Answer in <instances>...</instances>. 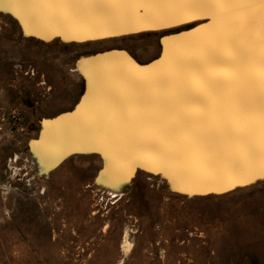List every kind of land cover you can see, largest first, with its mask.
I'll use <instances>...</instances> for the list:
<instances>
[{
    "label": "water",
    "instance_id": "95a60500",
    "mask_svg": "<svg viewBox=\"0 0 264 264\" xmlns=\"http://www.w3.org/2000/svg\"><path fill=\"white\" fill-rule=\"evenodd\" d=\"M186 7L110 0L0 2V14L10 17L24 38L41 43L84 45L160 35L158 54L148 62H139L122 49L77 60L76 70L83 80L78 102L71 110L42 120L37 137L28 144L35 163L43 161L37 169L41 176L73 157H92L101 162L97 185L115 194L139 175L157 179L182 199L221 197L264 182L259 131L260 5L246 6L249 13L243 29L217 7H200L180 22L166 21V12ZM222 49L251 59L255 73L251 139L248 102L242 91L225 94L210 85L203 93L192 92V84L217 63ZM90 78L99 86L94 99L100 96L91 113L84 109L92 94ZM225 106L238 110L227 128L220 121ZM59 125L69 134L74 129L75 137L67 139L56 157L37 155L41 141H49L44 130Z\"/></svg>",
    "mask_w": 264,
    "mask_h": 264
},
{
    "label": "rangeland",
    "instance_id": "374dc122",
    "mask_svg": "<svg viewBox=\"0 0 264 264\" xmlns=\"http://www.w3.org/2000/svg\"><path fill=\"white\" fill-rule=\"evenodd\" d=\"M159 39L41 43L0 14V264H264V182L182 199L141 175L120 193L101 188L92 157H73L47 176L37 170L28 144L42 120L78 102L77 60L122 49L148 62Z\"/></svg>",
    "mask_w": 264,
    "mask_h": 264
},
{
    "label": "snow or ice",
    "instance_id": "6c2138e0",
    "mask_svg": "<svg viewBox=\"0 0 264 264\" xmlns=\"http://www.w3.org/2000/svg\"><path fill=\"white\" fill-rule=\"evenodd\" d=\"M2 2V0H0ZM38 2L50 3H94L105 2V0H38ZM124 4H175L189 7L174 9L166 12V21L180 22L185 15L191 14L200 7L223 8L243 29L246 27L245 16L249 13L246 6L260 5V78H259V131L261 146L264 148V0H110ZM210 85L218 92L229 93L233 90L243 92L247 97V126L249 139L255 133L254 115L252 110V96L255 89V73L252 68L250 57H245L242 52L232 49H222L217 63L209 66L198 82L192 84V92L203 93ZM236 109L225 106L220 113V121L225 128L234 122Z\"/></svg>",
    "mask_w": 264,
    "mask_h": 264
},
{
    "label": "bare ground",
    "instance_id": "6f19581e",
    "mask_svg": "<svg viewBox=\"0 0 264 264\" xmlns=\"http://www.w3.org/2000/svg\"><path fill=\"white\" fill-rule=\"evenodd\" d=\"M88 67L91 71H93V66H88ZM84 70L86 72L89 71V70H86V67L84 68ZM90 81H91L90 84H91L92 94L87 99V101L85 102L84 109L86 111H90V113H91V112H93V107H95L96 101H98L97 99L100 98V96L96 100L94 99L93 94L95 92L98 93V87L99 86L96 82H94L93 78H90ZM90 84H89V87H90ZM101 101H104V106H107V101L105 99L101 100ZM101 101H99V102H101ZM104 106L102 105L101 108H103ZM73 130H71V133L69 134V132L68 133L65 132V129L61 125L53 128V129H49V130L46 129L44 132V136H45V140H49V141L47 143H45L44 141H41L42 143H41L40 147H38V149H37L38 155H41V153L44 152L46 154L53 155V157H56L57 153H60L59 151H61L63 149V145L66 143L67 139L69 141V139H73L75 137L76 131L73 132ZM92 130L93 129L90 128V131H92ZM51 152H54V153L52 154ZM41 162H43V161L41 160ZM41 162H38L36 164L37 169H39V167L42 166ZM127 237H128V233H126L125 240H124L123 245H122L126 255H128V253L132 249V244L130 242H128Z\"/></svg>",
    "mask_w": 264,
    "mask_h": 264
},
{
    "label": "trees",
    "instance_id": "16d2710c",
    "mask_svg": "<svg viewBox=\"0 0 264 264\" xmlns=\"http://www.w3.org/2000/svg\"><path fill=\"white\" fill-rule=\"evenodd\" d=\"M152 35H159V34H142V35H138V36H132V37H128V38H120V39H116V40H108V41H104V42H97L96 44L98 45H102L105 43H117V42H121L127 39H131L133 37H148V36H152ZM94 45V44H93Z\"/></svg>",
    "mask_w": 264,
    "mask_h": 264
}]
</instances>
